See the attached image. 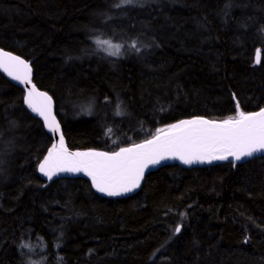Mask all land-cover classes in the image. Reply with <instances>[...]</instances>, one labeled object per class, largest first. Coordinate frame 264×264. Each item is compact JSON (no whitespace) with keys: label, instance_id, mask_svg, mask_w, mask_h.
Instances as JSON below:
<instances>
[{"label":"trees","instance_id":"obj_1","mask_svg":"<svg viewBox=\"0 0 264 264\" xmlns=\"http://www.w3.org/2000/svg\"><path fill=\"white\" fill-rule=\"evenodd\" d=\"M0 46L31 61L70 148L115 151L264 107V0H0ZM52 143L0 71V264H264V156L168 164L108 198L83 177L43 179Z\"/></svg>","mask_w":264,"mask_h":264},{"label":"snow or ice","instance_id":"obj_2","mask_svg":"<svg viewBox=\"0 0 264 264\" xmlns=\"http://www.w3.org/2000/svg\"><path fill=\"white\" fill-rule=\"evenodd\" d=\"M132 2L134 0H122V3ZM96 44L110 56L121 55L120 44L100 39L96 40ZM130 47L139 51L136 42ZM260 62L261 50L257 49L255 63ZM0 68L15 80L31 84V68L20 57L0 51ZM51 100L47 93L39 92L34 84L24 97L28 107L43 117L46 127L58 133L60 125L52 113ZM117 114H123L119 105ZM110 133L111 129H108L106 134ZM258 153H264V108L256 112H244L237 104L234 118L223 121L203 117L181 120L168 125L167 130L158 129L152 139L113 152H69L61 133L59 147L53 144L48 155L40 162L39 171L49 180L62 172H82L91 178L92 186L98 192L119 196L139 187L146 168L169 158H179L185 164H192L228 160L231 157V162L235 164L253 158ZM174 231L179 233L181 226L178 225Z\"/></svg>","mask_w":264,"mask_h":264},{"label":"water","instance_id":"obj_3","mask_svg":"<svg viewBox=\"0 0 264 264\" xmlns=\"http://www.w3.org/2000/svg\"><path fill=\"white\" fill-rule=\"evenodd\" d=\"M0 51L7 52V53H10V54H12V55H14V56H18V57H20L22 60L26 61V62L28 63V65H29V67L31 68V84H28V83H24V82H22V81L15 80V79L13 78V76H9L8 73H6V72L3 70V68H0V71L2 72V74H3L4 76H6V77H7L12 83H14L15 85L21 87V88L24 90V97L27 95L28 90H29V89L32 87V85L34 84V85L36 86V89H37L39 92H45V93L48 94V96H50V97L52 98V96L49 94V92H47L46 90L40 88V87L36 84V82L33 80V75H34V73H33V67H32V65H31V61H30V60H27V59L24 58L23 56H21V55L15 53V52H12L11 50L5 49V48H3V47H1V46H0ZM21 71H22V70H21ZM51 108H52V113H53V115L56 117V120H57V122H58L59 125H60V132H58V133H53L52 131H50L49 128L46 127V125H45V123H44V120H43V117H41V119L43 120V123H44L45 129L47 130V132H48V133L52 136V138H53V143H52V145L49 147V149L47 150V152L45 153L44 157L41 159L40 162H42V161L44 160V158L48 155V152H49L50 149H52L53 144H56L57 147H59V136H60L61 133L63 134V137H64V144H65V147L67 148V150H68L69 152H77V151H79V152H86V151H89V150L113 152V151H107V150H103V149H99V148H84V149H80V148H70V147L67 145V143H66V139H65V136H64V133H63V129H62V123L60 122V120H59V118H58V116H57V114H56V107H55V102H54V99H53V98H52V100H51ZM262 108H264V107H262ZM260 109H261V108H260ZM260 109H257V110H254V111H249V112H256V111H259ZM195 117H203V118H205V119H208V120H214V121H223V120H225V119H223V120H221V119H212V118L204 117V116H194V117L186 118V119H182V120H191V119H193V118H195ZM179 121H181V120H179ZM177 122H178V121H177ZM177 122H175V123H177ZM173 124H174V123H173ZM164 130H167V128H165ZM155 135H156V134H155ZM155 135H154V136H155ZM152 138H153V136L150 137V138H148V139H152ZM148 139H145V140H148ZM145 140L140 141V142H137L136 144L142 143V142H144ZM130 145H131V144H130ZM128 146H129V145H126V146H123V147H128ZM118 150H119V149H117V150H115V151H118ZM259 156H264V153H258V154H256V156L253 157V158H257V157H259ZM253 158H246V159H244V160H242V161H238V162H236V163L246 162V161L251 160V159H253ZM231 161H232V158L230 157L228 160H213V161H211V162L204 161V162H195V163H192V164H185V163H184L182 160H180L179 158H169V159H166V160L162 161L160 164L150 165L148 168H146V169L144 170V175H143V177H142V179H141V181H140V185H139V187L133 189L131 192L123 193V194H121V195H119V196H109V195H107L106 193H100V192H98V191L92 186L91 178L88 177L87 175H85V174L82 173V172H81V173H69V172L58 173L57 175L53 176V178H52L51 180H54V179H56V178H61V177H83V178H86L87 180L90 181L93 190H94L97 194H99V195H101V196H104V197H108V198H122V197H128V196H132V195L136 194V193L141 189V187H142V185H143V182H144V179H145V177L147 176V174H148L149 172H151V171H155V170L159 169V168L162 167V166H165V165H168V164H179L180 166H183V167L193 168V167H199V166H209V165H214V164H219V163H228V162H231ZM40 162L38 163V166H37L38 173H39V175H40L43 179H45V180H49L47 176H45L43 173H41V172L39 171V164H40ZM51 180H49V181H51Z\"/></svg>","mask_w":264,"mask_h":264},{"label":"rangeland","instance_id":"obj_4","mask_svg":"<svg viewBox=\"0 0 264 264\" xmlns=\"http://www.w3.org/2000/svg\"><path fill=\"white\" fill-rule=\"evenodd\" d=\"M97 39H100V40H109V41H110L111 43H113V44H120V43H118V42L113 41L112 39H104V38H97ZM97 39H96V40H97ZM96 40L94 41V46L96 47V49H98L99 51H101V53L110 56L108 53H106L105 51H103L102 48H98V47H97ZM120 45H121V44H120ZM122 49H123V46L121 47V52H122ZM255 55H256V53H255ZM110 57H116V56H110Z\"/></svg>","mask_w":264,"mask_h":264}]
</instances>
